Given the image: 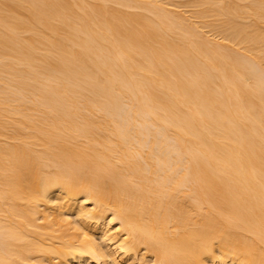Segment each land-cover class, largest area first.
<instances>
[{
	"label": "bare ground",
	"instance_id": "obj_1",
	"mask_svg": "<svg viewBox=\"0 0 264 264\" xmlns=\"http://www.w3.org/2000/svg\"><path fill=\"white\" fill-rule=\"evenodd\" d=\"M0 264H264V0H0Z\"/></svg>",
	"mask_w": 264,
	"mask_h": 264
}]
</instances>
